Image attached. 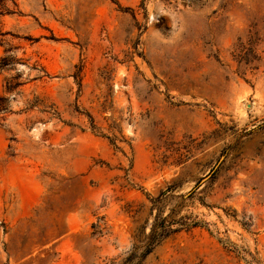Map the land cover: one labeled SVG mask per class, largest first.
I'll list each match as a JSON object with an SVG mask.
<instances>
[{"label":"rangeland","instance_id":"obj_1","mask_svg":"<svg viewBox=\"0 0 264 264\" xmlns=\"http://www.w3.org/2000/svg\"><path fill=\"white\" fill-rule=\"evenodd\" d=\"M5 56L0 264H264V0H4Z\"/></svg>","mask_w":264,"mask_h":264},{"label":"trees","instance_id":"obj_2","mask_svg":"<svg viewBox=\"0 0 264 264\" xmlns=\"http://www.w3.org/2000/svg\"><path fill=\"white\" fill-rule=\"evenodd\" d=\"M0 5L4 6V0H0ZM9 64H10L9 59H7L6 56L0 59V68H6ZM17 85H18L17 83L12 84L11 82L7 81L5 90L7 92L13 91L15 87H17ZM3 99L4 98H0V103H1V100ZM1 108H3L2 104H0V109ZM169 231H172V230L168 228V224H165L164 219L162 220L155 219V221L151 225L150 232H149V239L151 243L157 244L158 242L163 240L168 235ZM150 250H151V247H149L146 250L145 254L150 252Z\"/></svg>","mask_w":264,"mask_h":264}]
</instances>
